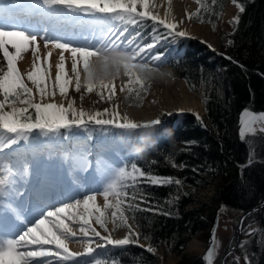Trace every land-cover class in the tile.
Returning <instances> with one entry per match:
<instances>
[{
	"label": "trees",
	"instance_id": "1",
	"mask_svg": "<svg viewBox=\"0 0 264 264\" xmlns=\"http://www.w3.org/2000/svg\"><path fill=\"white\" fill-rule=\"evenodd\" d=\"M236 1L245 10L238 14L239 23L228 35L224 55L209 57L205 47L195 44L180 59H168L166 65L157 68L162 75L184 80L192 90L200 86L206 89L205 130L196 125L193 116L186 115L175 127L168 124L150 128L142 143L132 149L113 141L115 128L108 125L73 128L70 133L62 129L63 135L53 137L34 134L28 141L18 143L33 150L42 142L59 145L62 154L68 143L73 144L68 153L71 160L99 162L107 181L117 166H130L132 162L151 175L180 179L181 185L160 186L140 181L135 190L128 189L136 194V200L130 202L139 207H125V215L140 234L139 242L155 250L164 248L181 255L196 233L215 225L221 208L241 214L257 206L264 195V135L258 133L242 139L235 131L240 112L264 111V0ZM223 6L224 0H215L214 4L212 0H201L199 15L193 19L213 27ZM139 21L138 18L131 25L136 26ZM146 95L143 90L139 96L131 92L125 104L140 107ZM93 146L101 152L89 161ZM44 156H39L37 169ZM215 180L219 184L211 202L201 204L194 194ZM255 228L243 245L252 264H264V210ZM146 249L133 244L116 246L104 249L97 259L107 264H156V256ZM179 264H206V261L203 257L183 255Z\"/></svg>",
	"mask_w": 264,
	"mask_h": 264
},
{
	"label": "snow or ice",
	"instance_id": "2",
	"mask_svg": "<svg viewBox=\"0 0 264 264\" xmlns=\"http://www.w3.org/2000/svg\"><path fill=\"white\" fill-rule=\"evenodd\" d=\"M16 2L27 6L23 20L6 12L5 6L12 4L13 0H0V53L6 61V70L0 69V152L20 141H28L34 134L44 137L63 135L62 129L70 133L73 128L87 129L89 125L102 127L112 125L124 130L150 129L161 125L160 119L137 123L127 114L122 115L116 104L113 105L112 111L108 108L102 111H88L82 105L77 107L75 99L68 98L70 86L74 83L77 93H81L83 89L81 101H83L84 94L95 92L101 100L106 99L111 102L116 94L114 81L121 75L127 76L128 81L119 88L120 92H135L137 96L140 95V90L146 92L149 87L150 74L157 69L150 68L146 63L137 62V58L145 51V48L123 51L121 45L111 40L110 37L106 38L100 47L89 43L83 46L75 45L51 36L47 27L33 20L37 17L79 19L81 16H90L96 19L136 24L138 18L140 20L150 19L169 29V35H187L184 31H175L178 27L176 23L153 15L149 9V0H16ZM196 2L201 4V0H196ZM233 2L235 3L236 0ZM212 3L214 4L215 0H212ZM237 6L241 13L244 12L242 5ZM199 12L200 9L196 13H189V19L198 16ZM233 23L238 24L239 17L234 18ZM124 31L127 29L125 28ZM124 31L120 32V36L124 35ZM39 40L44 41L45 48L51 45L52 48L60 50L59 62L55 65L54 87L50 92L47 89L46 80L50 78L51 52L41 62V56L38 54ZM153 46V44H148L147 48L151 49ZM118 49L121 50L118 51ZM29 51L32 52L34 59L32 70L26 76L35 87L36 93L39 94L40 102H36L33 88L25 83L24 75L17 67L18 61L23 59V54ZM66 52L71 56V72L74 75V81L66 71L64 55ZM153 59L159 60L160 56L157 55ZM81 64L83 80L79 69ZM44 65L49 66L44 67ZM56 89L59 95L67 100V104L44 102L45 97H51L54 100ZM6 108L10 110L5 111ZM197 118L199 119L198 114ZM257 131L264 132V113L257 114L245 109L241 116V138L244 139L249 134L254 136ZM136 155H139V150ZM173 167L176 165L173 164ZM19 171L28 174L29 165L24 164ZM16 175L15 164L5 163L0 159V198L7 195L15 183ZM140 181L160 186L181 185L182 183L180 179L146 173L134 162L130 163V166L119 165L112 171L110 179L106 181L101 190L86 194L82 199H75L74 202L62 203L59 207H53L46 213H42L40 218L35 219L34 222H29L30 226L26 230L5 231L0 226V264H44L43 258L56 256L62 260H70L81 255V253L69 251L67 247L66 241L77 236L70 222L79 223V232L84 237H88L90 230L94 236L103 241V243H96L93 248L91 245L94 241L89 238L88 247L85 250L89 255L95 252L96 248H105L108 245L139 244L140 234L134 232L128 224L125 207L127 209L139 207L138 204L130 202L136 200V194L135 191L130 193L128 189L135 190ZM97 195L103 197L102 207L97 203ZM3 208L4 206L0 204V211H3ZM109 211L113 229L128 228V234L124 238L113 239L110 233L101 235L96 228L91 227V221L94 219L101 229L109 232ZM212 240L215 242V229H213ZM47 245H54L59 251H54L53 248L46 247ZM146 250L149 253L155 252L151 245ZM213 252L214 249L209 248L204 257L208 264H212ZM245 260L247 262V257ZM94 264H107V262L96 259Z\"/></svg>",
	"mask_w": 264,
	"mask_h": 264
},
{
	"label": "rangeland",
	"instance_id": "3",
	"mask_svg": "<svg viewBox=\"0 0 264 264\" xmlns=\"http://www.w3.org/2000/svg\"><path fill=\"white\" fill-rule=\"evenodd\" d=\"M158 1L159 0H149V9L153 15L155 13L154 9ZM191 1L196 6L193 13H196L198 4L194 0ZM237 5H239L237 1L234 3L233 0H231V8L229 9L230 17L228 18L225 31H223L220 35L216 34L217 24L212 27L206 24L196 23L193 19L194 16L191 18L192 23L197 27L207 26V28L209 29L208 35L210 36L213 43L211 47H209L208 43L202 42L199 36H195L194 31L196 32V28L194 29L190 25H184L185 24L184 22L178 23L177 24L178 27L175 29V31H184L187 33L186 36L188 37L169 35V31H170L169 29H166L163 25H159L158 22L152 21L150 19H143V20L139 19L140 21L138 25L135 26L131 24H125L124 22L118 20L96 19L90 16H81L79 19H71L74 21V23L70 25L71 27L68 28L66 32L63 33L49 32V34L63 41L73 43L75 45L83 46L86 43H89L97 47H100L102 42L106 38L110 37L111 40H115L118 45H121V49L123 51H131V48L142 47L144 44L143 42H147V44L154 42L155 43L154 48H152L149 52H147L145 58L141 60H139L140 58H137V62L146 63L151 68L157 69L166 65L168 59H173V60L180 59L183 56L186 49H188L190 46H194L195 44H197L198 46L201 45L205 47L206 53L209 57L214 55L216 56L224 55L223 52L224 45L228 42V35L232 33L233 28L236 24L233 23V20L234 18L238 17V14L240 13L239 7ZM5 10L7 13H11L13 16H16L19 19L23 20L25 18L24 14L27 10V6L23 3H16L13 0V3L10 4V6L9 5L5 6ZM59 19L64 21L62 22V26H65L66 28L67 26H69L68 23L71 22L68 19L67 20L62 18ZM33 20L34 22L40 23L41 26L43 27H47L46 25H49L51 27L52 25V23H49V18L45 19V18L37 17V18H33ZM142 24L144 26H141ZM139 26H141L140 29H138ZM125 28L127 29V31H124ZM122 31H124V35L120 36V32ZM118 36L119 39H117ZM263 37H264V30H263ZM129 41H131L132 43L129 44L128 43ZM39 44H40V48L38 54L41 56V62H43L44 57H46L48 53L51 52V57L49 58V65H50V69H52L51 62L56 55L59 56L60 50L52 48L51 45H49L48 48H45L43 40H39ZM121 49H118V51H120ZM212 53L215 54L212 55ZM156 54H160L162 57V61L158 65H155L154 62L152 61V57ZM64 55L66 57V71L68 73V76L71 77L74 81V75L71 72L70 53L66 52ZM33 59L34 57L31 51L24 53L23 59L18 61L17 67L21 72V74L24 75L25 83H27L29 87L33 88L36 102H40L41 98L39 94L36 93L35 87L32 85L30 81L27 80V76H26V74L32 70ZM49 65H44V67H48ZM0 69L6 70V61L3 59L2 53H0ZM79 69L82 74L81 79L83 80L82 64L79 66ZM152 74L153 73L150 74V78ZM122 76L123 78H125V82L123 84L125 85L127 84L128 77L124 75ZM162 76H167V75H162ZM54 78H55V74L52 75L50 70V78L46 80L47 89L49 92L53 90ZM150 78H149V87L147 89V95L145 99L148 97L149 92L152 89ZM118 79L119 77L114 81V85L118 95H123V111L120 113L122 115L125 114L127 109L129 108H141L144 105L145 99L140 107H132V106H127L125 104V100L129 95V92L127 91L118 92L120 85L118 82L120 80ZM170 79L182 81L185 87L187 88V90L190 93L194 94L196 99L202 105V109H203L202 117L199 119L197 118V115H193V117L196 119L195 120L196 125H198L201 129L205 130L206 127L208 126V123L205 121V108H204V102L206 100V89H204L203 86H200L198 90H192L187 86L184 80H180L176 78H170ZM123 85H120V87ZM82 93H83V89L81 90V93H77L75 91L74 83H73V85L70 86L68 92V98L75 99L76 106L80 107L82 105L85 110L102 111L103 109L108 108L110 111H112L113 105L114 104L118 105L116 95L113 97V100L109 102L106 99L101 100L100 97L96 95L95 92H93L91 94H84L83 101H81L80 97ZM105 95L107 96V92H105ZM59 99H63V101H66L67 103V100L61 97L59 95L58 89H56V95L54 97V100L51 97H45L44 102H57V100ZM8 110L10 109L7 108L5 109V111ZM181 116L182 115H172V114L169 115L167 113H161L157 115L156 119L161 120L163 118V120H161V126H166L170 124L171 127H175L181 121L182 119ZM134 121L137 123H141V121L139 120H134ZM108 126H112V125H108ZM114 128H115V136L113 141L123 142L130 149H132L133 144L134 146H136L142 143L145 134L149 132V129H144V128H140L136 130H124L116 127ZM257 133L264 135V132L261 131H257ZM238 136L241 138L240 135ZM47 144L49 143L42 142L39 145V147L33 150L34 148L32 149L26 148L24 145L21 146L17 143L12 145L11 148H6L8 149L6 153L3 152L5 149L2 152H0V159H2L5 163L10 162L12 164H15L17 170V175L15 176V183L11 186L7 195L13 196V200H15L17 197H21V199H23L21 205L19 206L14 205V203L9 204L11 206V207L9 206V208H11L9 209V212H11L12 214L16 215V213H14V210L19 211L18 215L19 213L21 214L23 213L20 216V220L22 223L14 224L15 222L14 219L13 220L11 219V221L7 223L5 221V218L1 216L2 213L3 215H5V203L7 204L5 197L7 195L5 197L0 198V204L4 206L3 211H0V217H2V221H0V226H2L5 231L19 232L21 230H26V228L30 226L29 222H34L35 219L40 218L42 213H46L48 210L52 209L53 207H59L61 206L62 203H71L74 202L75 199H82L84 195L90 194L93 191H99L103 188V186L107 181L104 179V176L102 174L103 172L102 166L99 164V162L93 163L91 161L90 163H87L84 161H80V159H77L78 162L75 163L71 160V157L68 156V153L70 152V149L73 146V144L72 145L67 144L65 146L66 153L64 152V154L60 152L61 150L59 145H47ZM91 149L92 150L90 151V155L87 158L89 159V161L92 160L93 155H96L98 152H101V150L95 146H93ZM42 155H45L43 164L37 169L36 166L37 160L39 156ZM24 164L29 165L28 174H23L22 172L19 171V169ZM216 184H219L218 180H215L211 186L203 190L197 191L194 194L195 196L194 198L198 199L201 204H209L215 194ZM38 188H42L43 192H47L49 196H46L47 194H45L44 196L41 195V197L35 196L34 192H36L35 190ZM36 202L40 204L41 207L36 211V213H34V216H32L31 215L32 212H30V209L32 207V204ZM97 203L101 207L103 206L104 201L101 195H97ZM110 211L108 213L109 232H105L103 229H101L99 225L95 223L94 219L91 221V227L96 228V230L103 235H108L110 233L111 236H115L116 234L122 232L124 236H126L129 231L128 228L119 227L113 229V224L111 223V218H110ZM240 215L241 214H238L234 210H229L226 208L220 209V214L218 216L217 224L218 226L222 225L226 227V230L222 229L221 231H218L216 235V242L212 256V264H219V260L222 256L221 255L222 247H224V245H226L229 242V240H231L230 246L233 245L235 241L234 235L236 230V223L238 222ZM254 216H256V213L251 214L246 219L245 224H248V222L252 220ZM127 222L129 225H131L133 231L137 233V229L135 228L133 223L129 219ZM70 226H72L73 230L77 232V236L72 240L66 241L69 251L76 252L77 249H79V246L83 244H85L86 247H88L87 240L89 238L94 241V243L91 245L93 248H95L96 243L101 242L99 241V237L94 236L90 230L88 232V237H84L79 232V227H80L79 223L70 222ZM255 227L256 225L253 224L243 234V239L241 241V248L237 253L238 260L242 261L241 264H252L250 262L248 253L245 251L243 244H245L246 239L248 238V236L254 230ZM211 230L212 228L196 233L186 243L181 255H175L173 253H170L164 248H159L158 250H155L154 254L156 256V264H179L183 255L191 256V257L204 256ZM192 242L195 243V247L193 248L190 246V243ZM139 245H143L145 248L148 247L147 244L143 242H139ZM46 247H51L53 248L54 251H59L55 249L54 245H47ZM109 247L112 248L114 246H109ZM230 248L231 247H229V249ZM104 249L105 248H96L95 252L90 254L88 258L81 259L79 262H77V264H94L95 260L98 258L99 254H101L104 251ZM245 257H247V262L245 260ZM43 259H44V264H56V262L58 264L62 260L56 256L43 258ZM206 264H208L207 261Z\"/></svg>",
	"mask_w": 264,
	"mask_h": 264
},
{
	"label": "bare ground",
	"instance_id": "4",
	"mask_svg": "<svg viewBox=\"0 0 264 264\" xmlns=\"http://www.w3.org/2000/svg\"><path fill=\"white\" fill-rule=\"evenodd\" d=\"M196 6L191 0H159L157 2V5L154 9L155 13L154 15L158 16L160 19H167L171 22H174L176 24L178 23H185L184 25H190L192 28H196V32L194 31L195 36H199L201 38L202 42H206L209 45L212 46V40L210 36L208 35L209 29L207 26H196L192 23V20L189 19L188 14L193 13ZM231 8V0H224V6L223 10L219 16L217 25H216V34L220 35L223 31L226 29L228 18L230 17L229 9ZM57 19V20H56ZM65 19V18H62ZM42 20V19H41ZM67 20V19H66ZM71 22L68 23L69 26L67 28L65 26H62V20H60L57 17L49 18V23H52L51 27L49 25H46L49 29V32L54 33H63L66 32L68 28H70L74 21L69 18ZM61 22V23H59ZM44 23V22H43ZM61 24V25H60ZM62 27H60V26ZM59 26V28H58ZM58 28V29H57ZM63 28V29H62ZM193 33V30H192ZM188 37V36H185ZM150 44H153L155 46V43L152 42ZM154 46L152 48H154ZM145 48V51L141 53V55L138 57L139 60L146 57L147 52H149L151 49H148L147 46H142ZM138 49V48H131V50ZM159 55V60H154L153 57ZM152 57V61L155 65H158L162 61V57L160 54H156ZM59 62V56H55L51 62V74L56 73L55 65ZM26 65V64H25ZM120 81L119 84L123 85L125 82V78L121 75L119 77ZM152 89L149 92L148 97L145 99L144 105L141 108H129L127 109L126 113L127 116L131 120H139L141 123L148 122L151 120L156 119L158 114L161 113H167V114H182V113H192L193 115L199 116V118L203 115V109L202 105L199 103V101L196 99L195 95L190 93L187 88L185 87L184 83L179 80L170 79L167 76H162L157 71L153 72L151 78H150ZM118 84V85H119ZM119 85V88H120ZM120 92V91H118ZM121 94V93H120ZM116 99L118 101V110L119 112L123 111V95H118L116 92ZM66 103V101H63V99L57 100V103ZM180 110H183L182 112ZM8 149H5L3 152L6 153ZM34 192L35 196L41 197L47 194L46 196H49L47 192H43L42 188H38ZM5 200L7 204L5 203V215L2 213V217L5 218V221L9 223L11 219H14V224L16 223H22L20 220V216L23 214L19 213L18 210H14L15 214H12L9 212V204L14 203V205H21L23 199L21 197H17L15 200H13V196L7 195L5 197ZM36 201V200H35ZM11 207V206H10ZM41 207L40 204L37 202L32 204V207L30 209V212L32 216H34V213ZM16 209V208H15ZM103 235V234H101ZM124 234L122 232L116 234L115 236H112L113 239H122L124 238ZM100 241V239H99ZM100 243H103L101 241ZM190 246L193 248L195 247V243H190ZM86 245H80L79 249H77L76 252L73 253H81V255L74 257L70 260H61L58 264H77L81 259L88 258L89 254L86 253ZM53 262V261H51ZM57 264V262H56Z\"/></svg>",
	"mask_w": 264,
	"mask_h": 264
},
{
	"label": "water",
	"instance_id": "5",
	"mask_svg": "<svg viewBox=\"0 0 264 264\" xmlns=\"http://www.w3.org/2000/svg\"><path fill=\"white\" fill-rule=\"evenodd\" d=\"M213 54H215V53H212V55ZM243 111L240 112L239 115L237 116V127H236L237 132H240L241 131V116H242ZM254 113H257V114L258 113H264V111L263 112H254ZM187 114L193 116L192 113H182V114L175 113L173 115H187ZM263 210H264V196H263L261 202L257 206H254V207L248 209L247 211H245L244 213H242V215L239 217L238 222H237V227H236L235 235H234L235 241H234L233 245L231 246V248L229 250H227L225 252V254L223 255L222 260H221V264H226V261H227L228 257L238 247V244H239V241H240V237H241V234H242V231H243V224H244L245 220L247 219V217L250 214H252V213H256L257 214L256 221H258V219L260 217V214L262 213ZM213 229H215V242H216L217 223L212 227V230H211V232L209 234L208 244L206 246V250H205L204 256H206L209 248H213L214 249L215 242H213V240H212V237H213Z\"/></svg>",
	"mask_w": 264,
	"mask_h": 264
},
{
	"label": "flooded vegetation",
	"instance_id": "6",
	"mask_svg": "<svg viewBox=\"0 0 264 264\" xmlns=\"http://www.w3.org/2000/svg\"><path fill=\"white\" fill-rule=\"evenodd\" d=\"M251 111H253V112H263V111H258V110H251ZM236 133H238L237 135H240V133L239 132H237L236 131ZM256 134H258V133H256ZM255 134V135H256ZM249 136H253V135H250L249 134ZM264 196V195H263ZM262 200V199H261ZM261 202V201H260ZM259 202V203H260ZM258 203V204H259ZM256 219H257V214H256V216H254V218L252 219V220H250L249 222H248V224H245V222H244V224H243V231H242V234H241V237H240V241H239V244H238V247L236 248V250L228 257V259H227V261H226V264H241V260L239 261L238 260V257H237V253H238V251L240 250V246H241V241H242V239H243V234H244V232L248 229V228H250L253 224H255L256 225V223H257V221H256ZM216 223H218V218H217V220H216V222H215V224ZM252 224V225H251ZM220 227V228H219ZM236 227H237V223H236ZM226 230V227H224V226H222V225H220V226H218V224H217V229H216V235H217V233H218V231H221V230ZM255 229L256 228H254V230L250 233V235L248 236V237H250L251 235H252V233H254L255 232ZM230 243H231V240H229V242L226 244V245H224V247H222V250H221V258H220V260H219V264H221V260H222V257H223V255L225 254V252L227 251V250H229V247H231L230 246ZM225 244V243H224ZM199 257H203L204 258V256H199ZM205 260V259H204Z\"/></svg>",
	"mask_w": 264,
	"mask_h": 264
}]
</instances>
